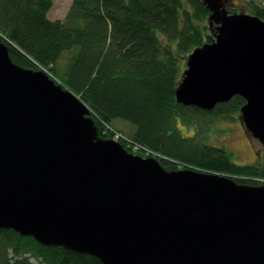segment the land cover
Returning a JSON list of instances; mask_svg holds the SVG:
<instances>
[{
    "label": "water",
    "instance_id": "1",
    "mask_svg": "<svg viewBox=\"0 0 264 264\" xmlns=\"http://www.w3.org/2000/svg\"><path fill=\"white\" fill-rule=\"evenodd\" d=\"M215 39L193 51L177 102L211 111L236 96L264 148V20L202 0ZM0 229L102 264H264V185L156 158L100 136L92 112L0 37Z\"/></svg>",
    "mask_w": 264,
    "mask_h": 264
},
{
    "label": "trees",
    "instance_id": "2",
    "mask_svg": "<svg viewBox=\"0 0 264 264\" xmlns=\"http://www.w3.org/2000/svg\"><path fill=\"white\" fill-rule=\"evenodd\" d=\"M52 7L53 0H0L1 40L15 64L46 70L85 103L102 138L119 135L127 151L170 171L192 168L264 185V164H236L223 145L210 142L213 128L237 121L242 97L211 111L177 102L188 57L215 39L202 0H73L64 20L55 21L47 16ZM251 7L264 20V5ZM117 120L135 128L131 136L113 128ZM33 259L102 264L0 229V264Z\"/></svg>",
    "mask_w": 264,
    "mask_h": 264
},
{
    "label": "rangeland",
    "instance_id": "3",
    "mask_svg": "<svg viewBox=\"0 0 264 264\" xmlns=\"http://www.w3.org/2000/svg\"><path fill=\"white\" fill-rule=\"evenodd\" d=\"M73 0H53V7L48 13V19L64 20ZM252 4L264 5V0H226L227 9L233 10L236 13L252 14ZM216 30V25L213 29ZM66 56L62 59L61 64L65 63ZM186 69V68H185ZM64 88L58 79H56ZM238 116L237 121L233 123H222L213 128L210 134V142L216 146H224L228 152L233 154V161L239 165L264 164V148L262 144L246 133L244 126L241 124ZM115 130L122 132L124 135L131 136L135 128L121 120L115 121L113 124ZM113 131V129H112ZM111 131V132H112ZM116 132V131H114ZM115 137V136H114ZM33 264H41L33 259Z\"/></svg>",
    "mask_w": 264,
    "mask_h": 264
},
{
    "label": "built area",
    "instance_id": "4",
    "mask_svg": "<svg viewBox=\"0 0 264 264\" xmlns=\"http://www.w3.org/2000/svg\"><path fill=\"white\" fill-rule=\"evenodd\" d=\"M106 132V131H105ZM104 132V133H105ZM114 139H116V140H118V138H119V135H116L115 137H113Z\"/></svg>",
    "mask_w": 264,
    "mask_h": 264
}]
</instances>
